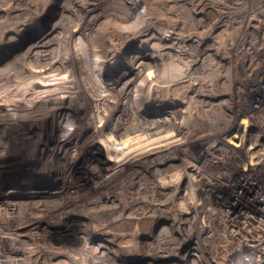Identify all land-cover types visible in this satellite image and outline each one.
Returning <instances> with one entry per match:
<instances>
[{
  "label": "rangeland",
  "instance_id": "rangeland-1",
  "mask_svg": "<svg viewBox=\"0 0 264 264\" xmlns=\"http://www.w3.org/2000/svg\"><path fill=\"white\" fill-rule=\"evenodd\" d=\"M57 21L68 27L59 37L55 35L57 38L48 47L50 51L65 47L64 58L72 64L74 45L87 43L88 49L84 46L80 53H88L90 60L98 55L113 61L109 73L105 67L102 70L108 80L117 79L132 65L150 71L151 54L157 59L161 57L160 65L154 67V75L148 76L144 95L163 101L148 102L145 112L148 109L150 114L160 113L162 104L171 100L185 107V113L180 111L184 118H179L182 121H176L168 134L170 150L178 144L175 137L187 132L188 126L191 133L186 138L198 135L206 138L219 133L213 123L215 108L200 103L201 93L203 102L214 104L222 100L232 105V109L223 107L227 117L215 113L219 120L226 122L231 111L237 114L240 105L251 104L252 90L264 84V0H0V66L23 55L35 38ZM24 27L27 28L18 34ZM81 27L83 34L73 35ZM163 32L176 42L171 41V46L161 54L157 44L165 41ZM19 62L28 63L26 58ZM76 79L75 95L83 105L70 101L52 111L37 110L32 117V114L6 115L0 120L5 130H15L19 140H29L32 148L26 155L17 142L20 150L0 157V175L15 179L7 189L20 192L19 200H15L19 201L15 215L2 212L0 222L5 221L9 230L15 228L18 232V225L32 217L34 211L40 220L39 228L30 225L18 234L15 261L35 255L32 253L36 251L47 258L44 264H230L233 256L220 251L219 238L203 244L204 233L195 232L199 239H193L191 231L198 230L202 223L187 224V217L182 215L175 222L158 221L161 214L153 206V216L157 217L141 215L142 210H148L140 205L144 184L166 181L154 180L156 176L152 172L147 173L152 179L145 178L144 164V170L135 173L138 163L134 158L128 169L120 170L108 164L91 134L85 133L90 108L81 76L76 74ZM115 96L117 101L128 100V96L118 93ZM25 102L29 104L30 100ZM125 112L120 113L119 119H126ZM65 128L75 133L68 139L69 152L60 158L61 166L64 164L68 170L66 183L61 180L63 189L57 190L49 175L50 169L56 166L53 149ZM8 145L13 148L12 141ZM3 190L1 187L0 192ZM164 215L172 217V213ZM212 225L218 230L219 220H213ZM194 240L200 250L194 249Z\"/></svg>",
  "mask_w": 264,
  "mask_h": 264
},
{
  "label": "bare ground",
  "instance_id": "bare-ground-1",
  "mask_svg": "<svg viewBox=\"0 0 264 264\" xmlns=\"http://www.w3.org/2000/svg\"><path fill=\"white\" fill-rule=\"evenodd\" d=\"M203 19L200 18V22ZM67 27L68 26H63L61 22L58 21L54 22L53 26L50 25L48 31L43 32V34L35 38V40L27 47L23 55L16 56L15 59L11 60V62L8 61L0 66V120H2L3 116L6 115L25 116L32 114L31 115L32 117L33 112L35 114V111L37 110L50 109V111H52L55 108H57V106L59 105L61 106H59L58 108H62V105H66L67 103H70V101L74 102V104L79 106L83 105L84 103L80 100L78 95H75V91H74V88L77 84L76 82H78L76 81L77 80L76 74H79L81 76L83 85H85V90L87 92V103H88V107L90 108V112L87 117V121L85 125V133L91 134L90 135L91 139L93 138L92 141H94V143H97L99 148L102 150V154L104 155L105 160L108 161V164L110 166L116 167L120 170L122 168L128 169L129 168L128 165H130V161L132 160V158H134V162L138 163L137 167H135L136 169L134 168L135 173L142 172V164H144L146 168L145 170L144 169L143 170L147 172L148 171L147 169H149L150 172H152L155 177L157 175V172L161 170V168H159L157 164L159 162H163L162 155L165 153L162 152H166V154L168 152L170 153L169 143H168L170 136L168 134L171 133L170 131L171 128L173 126H176L174 125V123H176V121H179L180 120L179 118L181 117L184 118L183 116L180 115V113L182 112L183 114L184 112L183 109H185V107L182 106L180 102H174L173 100H171L170 102L169 101L166 102L165 103L166 105L162 104L164 107L160 113L156 112L150 114L148 109H147V113L145 112L148 106L147 104L148 102L152 104H157L158 101H163L152 95L151 96L144 95L145 94L144 91L146 90L144 89L145 88L144 86L147 84V80L149 81L148 76L150 77L154 75L153 73V70H155L154 67L160 65L161 57L159 56V58L157 59L156 56L150 53L151 54L150 57L153 61L150 63V66H148L150 71H144L138 68L137 65H132L122 74H120L117 77V79L114 78L115 80L112 79L108 80V77L105 78L102 75V70L104 71V67H105V70L109 73L112 66L110 62L113 61H110L109 58L104 59L97 57L98 55L94 57L93 60H90L89 56L87 55L88 53H84V52L80 53V49H83L84 46L86 48L88 47L86 45L87 43L79 42L77 43V45H74L76 46V48L74 47L75 50L73 51V55L75 56V58L72 64H70L69 61L67 62V59L64 58L65 55L64 53H66L65 47H61V49L57 51L55 50L50 51L51 48L48 47L51 45L53 41L52 39L59 37V34H61L62 31L66 32ZM83 27H81V29H78L77 31L75 29L76 32L73 31L74 32L73 35L80 36L81 33L83 32ZM26 28L27 27H24L18 30L19 31L18 34H20V32ZM163 34H164L163 36L161 34L160 35L164 37L165 41L162 40L160 43L157 44L159 45L158 49L159 50L162 49L160 50L162 52L161 54H164L163 49L171 46V41L173 39L167 37V33L163 32ZM173 41L176 42V40ZM94 49L95 48H93V50ZM196 49L197 48H195V50ZM49 51L51 53H47ZM140 51L147 53V51H142V50ZM165 55H166V51H165ZM25 58L28 63L24 62L25 63L24 65L23 63L20 64L19 61H22ZM90 61L92 65H90ZM172 72H170V74ZM167 75L168 74L166 73V77H168ZM17 78L19 79V81H17L18 80ZM174 78L175 77L173 76V79ZM169 80H171V78ZM117 93L119 96L121 95L125 97L128 96L127 102L124 103L123 100L117 101L116 99H114V96ZM15 95H17V97ZM31 99H33L32 102ZM26 100H30L31 103L29 102L28 104V102H25ZM114 102L116 104H114ZM124 110L126 111L124 117L126 119L121 120L119 119V115ZM25 111H29V112L27 113ZM49 114H51V112ZM60 114L61 113H59L58 117H60ZM44 116L47 117V115ZM3 127H4L3 124L0 122V157H2V155L4 154L6 156H10L12 153H15V149L20 150V147L16 146L17 142L21 143L22 153H25L27 155L29 153L28 151H32L29 140L25 142L22 140L20 141L18 135L15 134V130L12 131L10 130L9 132V130L7 131ZM69 128L72 127L70 126ZM163 130L164 131L168 130L169 132L163 134L162 133ZM5 131L6 133H4ZM73 133H75V131L73 130L69 131L68 128H65L62 131V133L58 135L59 143L57 144V146L55 145L56 147H54L53 149L54 150V154L52 155L54 161L53 163H55L56 166L54 168L52 167L53 169H50L51 172L50 171L49 172L51 174L49 175V177L53 178L55 182V189L57 190L63 189L61 187L62 181L63 183L64 182L66 183V178H67L66 172L68 169H66V166L64 164L61 166L60 158L66 157V154L69 152L68 145L70 143L68 139L72 137L70 135H72ZM11 141L13 148L10 145H8L9 142ZM50 148L51 147H49L48 152L50 151ZM7 153H9V155ZM168 162L169 161H167V163ZM163 163H161V165ZM41 174L39 175L35 174V175L38 177ZM155 179L156 177L154 178V180ZM14 180H15L14 178L6 179L2 175H0V189L1 187L5 189L3 190L4 192L2 191L3 193L0 192V213L6 212L8 216L9 214L15 215L19 203V201L15 202V200L19 198L20 192L15 191L14 188L7 189V187L10 186L9 183H11V181ZM150 183L161 184L163 190H166L169 187V184L166 182L159 183L153 181ZM97 185H99V183H97L96 186ZM149 188H151L150 184H149ZM62 198L63 197H61L60 199ZM76 198L77 197H75V199ZM77 199H79V197ZM61 203L63 204V201ZM143 206H144L143 208H145V205ZM33 213L31 215L32 217L28 218L27 220L21 222L18 225L17 227L18 232H15V228L13 230H9L8 226H6L5 221L0 222V264L46 263L47 258L39 255L36 251L32 253L35 255H32L30 257H23L22 258L23 260L15 261V241L19 239L18 234H21V232L24 231L23 229L30 225H34V228L40 227L39 225L40 220L38 219L39 215L37 213L35 214ZM166 247L169 246L166 245ZM117 248H119V246Z\"/></svg>",
  "mask_w": 264,
  "mask_h": 264
},
{
  "label": "built area",
  "instance_id": "built-area-1",
  "mask_svg": "<svg viewBox=\"0 0 264 264\" xmlns=\"http://www.w3.org/2000/svg\"><path fill=\"white\" fill-rule=\"evenodd\" d=\"M252 92V103L240 105L237 114L225 101L203 102L201 93L200 103L215 108L213 123L219 133L186 138L191 133L188 126L158 165L156 179L169 187L163 190L161 184H150L148 188L145 183L141 190L140 205L148 209L142 210V216L155 215V207L161 214L158 221L175 222L182 215L187 224L202 223L191 231L193 239H199L195 232L204 233L203 244L219 238L220 251L233 256L230 264H264V84ZM195 96L196 92L190 97ZM223 107L231 111L226 122L216 116L227 117ZM147 173L151 175L148 169L144 177L152 179ZM164 213L172 217L165 218ZM215 219L218 230L212 225ZM192 243L194 249L201 248L195 240Z\"/></svg>",
  "mask_w": 264,
  "mask_h": 264
}]
</instances>
